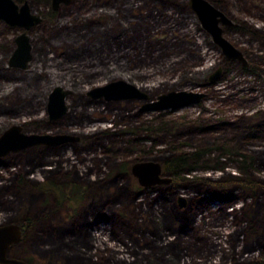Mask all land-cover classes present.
<instances>
[{
	"label": "rangeland",
	"instance_id": "rangeland-1",
	"mask_svg": "<svg viewBox=\"0 0 264 264\" xmlns=\"http://www.w3.org/2000/svg\"><path fill=\"white\" fill-rule=\"evenodd\" d=\"M23 1L41 21L26 30L32 58L26 69H19L9 67L7 61L16 48L15 38L25 30L0 20V135L19 125L26 134L64 133L80 140L75 150L41 146L35 151L28 149L26 154V149L11 153L6 156H12L11 160L0 164V220L19 226L23 221H11L25 220L27 214L32 222L36 220L28 225V231L22 230L9 256L25 259L28 264H74L63 251L62 259L53 257L59 243L48 246L46 233L52 228L67 230L87 204L108 198V204L114 206L107 208L119 209L111 225L102 224L92 231L96 260L126 258L133 238H139L148 224V212L141 209L148 210L147 200L157 194L152 187L143 192L130 172L131 165L150 161L143 153L151 157V147L163 149L169 142L183 151L198 146L209 149L203 156L208 163L201 162L200 168L230 162L224 170L199 168L190 176L213 178L207 181L209 186L230 187L240 199L232 206L211 203L199 209L191 228L178 239L164 232V239H174L176 248L164 254L163 260L160 253L151 260L161 264H231L232 253L236 255L234 264H247L255 257L264 259V184L253 190L237 183L225 185L226 174L237 175L235 166L240 162L236 156L218 157L222 151L214 149L223 141L235 142L246 156L253 157L255 170L252 168L251 174L264 181V0H207L232 22L231 27L222 25L223 36L241 51L247 66L223 55L188 7L189 0H70L56 9L52 0L19 3ZM218 68L220 76L210 82ZM120 79L135 84L148 100L106 101L88 94ZM56 86L69 93L67 111L61 118L49 119L48 95ZM172 90H191L205 96L197 104L178 109L140 110L146 102ZM33 161L46 162L44 170L55 171L56 161L62 168L75 165L79 175H84L85 169L93 170L97 174L89 175L98 182L84 179L78 183L61 171L51 176L54 186L39 169L29 172ZM22 166L21 177L28 175L20 186L17 172ZM117 174L123 176H118L119 181L124 179L129 184L122 197L121 186L111 182ZM162 177L173 181L163 166ZM33 179L38 181L36 186L29 182ZM130 190L136 193V203L119 207V198L129 202ZM178 194L192 195L183 188ZM161 200L155 207L167 209L169 196ZM244 206L241 216L250 208V224L256 230L247 229L246 234L248 223L242 220L240 238L232 249L227 240L234 229L229 210Z\"/></svg>",
	"mask_w": 264,
	"mask_h": 264
},
{
	"label": "trees",
	"instance_id": "trees-1",
	"mask_svg": "<svg viewBox=\"0 0 264 264\" xmlns=\"http://www.w3.org/2000/svg\"><path fill=\"white\" fill-rule=\"evenodd\" d=\"M16 1L20 2L22 0H16ZM166 145L167 146L164 147L163 149L162 148L155 149L154 147H151V149L149 150L152 153L151 157L145 156L144 154L145 152L143 153V157L144 159H148V158L150 160L155 159L158 161V163H160V165L162 164L164 171L173 177L172 184L169 186H160V187H157V189L153 188L152 190H158L156 191L157 192L156 196L158 197L156 196L152 197L151 195H149L150 192L148 193V195L145 194V197L151 196L149 197L150 199L147 200V202L149 201V203H147L148 210L141 209V211L143 212L144 211L148 212V215H149V219L147 220L148 224L146 225L145 228L142 229V233L139 238H133L132 240L133 244L128 250V256L123 259L119 257L118 259H115V260L105 259L104 262L106 263L108 262L111 264H161L162 262L158 263L156 261H152L151 257H155L157 253H160L162 254L160 258L161 260H163V257H165L164 254L168 253L169 251H172L171 250L172 248H176V245L174 244L175 243L174 239H171V240L167 238L164 239V232L168 235H172L174 237L176 236L175 238L178 239L181 234L186 232L187 229L191 228L190 224L195 222L199 209L203 210L205 207H207L211 203H224V205L225 204L231 205L240 199L239 193L237 194L230 187L221 188V186H218V187H214L212 185L209 186L207 181L213 180V178H207V177L198 178L194 175L190 176L193 172L198 171V169L201 166V162L208 163L207 160L203 158V156L207 154L209 149H206V148L203 149V148H200L201 146H198V147H195L192 151H183V150H179L177 148L178 146H173L169 142ZM153 148H154V152H153ZM36 149L37 148L32 149V151H35ZM214 149L222 151L221 154L220 153L218 154V157L226 156L228 158L229 156H236L237 158L236 160L240 162L239 167L235 166L237 170V175L236 173L226 174L227 177H226V180L224 181H227V182L224 183L225 185L237 183L238 186L242 184L244 187L248 188L249 190H253V189H257L258 185H261L262 183L264 184V181H261L259 178H256L253 176V174H251V169L253 168V170H255L254 169V166H255L254 159L251 156L249 157L246 156L244 151H242L244 149H241V146L235 144V142L233 143L232 141L228 140V141H223L222 143L217 145V147H215ZM27 152H28L27 150L24 151V154H26ZM11 158L12 156L5 158V159L11 160ZM5 159H0V164L6 163L3 161ZM34 159L37 160V159H43V158H34ZM55 163L57 164L56 166L57 170H60V171H62V169H64V171L70 170L69 174H71L70 172L72 171L76 172L74 168L75 165H72L73 168L67 169V168H62V164L60 161H56ZM226 164H230V162L227 163L225 161H219L213 167H210V165H206V167H202L200 169L210 168L213 170H216V169L224 170V167H226ZM30 165H31V168L29 172H31V170L33 171V170L39 169L40 172L42 173L43 178L46 180H49L48 182L51 181L50 183L53 185V182H55L51 177L53 175L49 173V170L42 169L43 166L47 165L46 162L33 161V163ZM5 166L7 167L8 165H5ZM22 167L23 168H19L17 172L19 174L18 175L19 181L17 185H20V186H22L24 178H26L28 175L27 173L24 175L25 177L24 176L21 177L23 174L21 175L20 171L23 170L25 166H22ZM82 172L84 173V175L88 176L89 182H98L97 180L92 179L89 175V174H92V175L97 174V172L92 173L93 171H90L89 169L88 170L85 169ZM84 175H81V176H84ZM118 176H121V175L117 174L114 179L115 181L113 180L111 182H113L114 184L113 186L115 185L121 186L122 190H120V192H122L121 193V197H122L124 194V190L129 188V184H128V181L124 179L123 181H119ZM106 180L107 179H105L104 184L106 183ZM222 180L223 178L220 180H216V181L220 182ZM29 182H31V184H34L36 186L38 181L33 179V180H29ZM121 182H123V184H121ZM17 185L15 186L16 188H17ZM106 186H107V189H109L111 184L107 182ZM179 188H183V189L190 191L192 195L187 197L184 194H178ZM34 189H36V187H34ZM39 189L41 190V186H39ZM238 189H242V188L238 187ZM3 190H6V188H4ZM1 193H2V190L0 191V198H1ZM166 195L169 196V199H170V201L168 202L169 210L168 208L167 209L164 208L163 205H161L160 207H155L158 201L161 203L163 202L161 199H163L164 197H167ZM179 195H184L187 199L188 205H186V208L184 209H181V207L178 206L177 198ZM127 197H130L128 203H126L127 201L123 203L122 199L119 198V203H121L119 207L123 205H124L123 207H126L130 204L132 205L137 200L136 193L134 192L131 193V190L129 194L127 195ZM81 198L83 199V197ZM99 201L100 203L97 204V202ZM99 201L95 202L93 200L92 202L87 204V206L83 209L84 212L83 213L81 212L79 215L75 217V219L71 223V226L67 230H62V227H59L58 229L51 227L54 230H48L50 234L48 233L46 234L50 238V240L46 241L45 243L48 244V246L53 245V243H55L54 241L59 243V247L57 245L55 247L54 251H57V252L53 254L54 256L52 255L53 257H55L56 259H62V256L60 255V253L63 251V253H68V257L71 258L74 264H102L104 263L102 261L96 260L97 255L94 253V250L97 249L95 247L96 240H94L95 237L92 231L102 224L111 225L112 224L111 219L118 214L117 210L119 208L116 206L117 209L115 211L117 212L115 213L114 209L111 210L114 205L108 204L109 202L108 198H106L105 200H103L102 198V200H99ZM1 203L5 207L6 202H3L2 200ZM108 206L111 209L107 208ZM94 208L98 211L96 213L97 215L95 216L98 221H91L88 218L89 215L86 217L87 213L85 211L91 214L92 210L94 211ZM245 208H246L245 206L242 207L241 209H237L233 207V208H230L229 210V215L231 216V220H233V227L235 229V230L234 229L232 230V233L230 235H227V240L232 249H234V247L236 246V242L238 241V238H240L238 234V230H239L242 220H245L248 223L247 228L244 229L246 234H247V229L249 231L256 230L253 228L252 224H250V218L248 215L251 213L249 212L251 211L250 208L247 210L248 211L247 215L241 216L243 212H245ZM155 209H156V212H155ZM189 214H191V217L188 216ZM28 215L29 214L26 215L27 218H25V220L14 219L11 222L18 223V222L23 221L22 225L25 228L24 230L28 231L27 229L28 225H30L31 223H34V224L36 223V220L35 222L34 221L32 222V217H29ZM237 215H239L240 217L238 218ZM263 216H261L260 219H263ZM157 218L160 219L159 222L157 221ZM160 222H161V225H160ZM6 223L7 222H5L4 220H0V225L6 224ZM94 223H96L95 228H93ZM116 223L117 221H115V224ZM172 223H175V224L172 225ZM119 224L123 225V222H119ZM231 242H233V244ZM246 245L247 243L245 242V240H243V246L246 247ZM262 249L264 250V247ZM232 256L233 257L229 259V261H231V264H234L233 262L236 261V255L232 253ZM255 258L256 259H254L251 262H248L247 264H264L263 257H259V258L255 257ZM25 261L28 263L27 260ZM67 263L71 264L69 262ZM240 264H243V263H240Z\"/></svg>",
	"mask_w": 264,
	"mask_h": 264
},
{
	"label": "water",
	"instance_id": "water-1",
	"mask_svg": "<svg viewBox=\"0 0 264 264\" xmlns=\"http://www.w3.org/2000/svg\"><path fill=\"white\" fill-rule=\"evenodd\" d=\"M70 0H52V7L56 9L60 3ZM188 7L196 15L202 29L212 38L223 55L229 60H236L247 66L241 51L223 36L222 25L231 26L232 22L223 12L218 10L207 0H189ZM0 20L10 27L25 30L15 38L16 48L8 58L9 67L26 69L31 60L29 39L26 30L34 27L41 19L32 14L26 1L21 4L16 0H0ZM221 74L218 68L210 77L212 82ZM68 91L54 87L48 95L47 112L49 119L61 118L67 111L66 96ZM92 98H103L106 101H120L127 99H145L148 95L135 84L117 80L103 86L93 88L88 92ZM205 94L189 90H172L159 95L156 100L143 104L140 110L153 111L165 109H178L192 104H197ZM78 137L64 133H31L26 134L19 125H13L0 135V158L11 153L38 146H58L65 142H72ZM131 174L137 178L140 185L150 187L154 185L169 184L171 179L162 177V167L157 161L136 162L131 165ZM179 206L186 204V199L178 198ZM17 224L0 225V264H28L24 260L9 256V250L21 239L22 227Z\"/></svg>",
	"mask_w": 264,
	"mask_h": 264
},
{
	"label": "flooded vegetation",
	"instance_id": "flooded-vegetation-1",
	"mask_svg": "<svg viewBox=\"0 0 264 264\" xmlns=\"http://www.w3.org/2000/svg\"><path fill=\"white\" fill-rule=\"evenodd\" d=\"M231 27V26H230ZM246 66V65H245ZM211 82V81H210ZM64 116V115H63ZM62 116V117H63ZM57 134V133H56ZM78 137V139L77 140H74V141H72V142H65V143H63V144H61V145H58V146H46V145H38V146H34V147H31V148H28V149H35V148H39V147H44L45 149H47V150H56V149H59V148H63V147H65V146H69V147H72L73 148V150H75L76 148H75V146L78 144V141L80 140V138H79V136H77ZM28 149H26V150H28ZM20 153V152H19ZM5 158H7L6 156L5 157H3V158H0V159H5ZM162 167V166H161ZM54 169L52 168H50L49 169V173L51 174V175H53V173H55V172H61L60 170H55L54 172ZM97 170H99V168H97ZM69 171L70 170H66V171H64V169H62V172H64L65 173V177H67V178H69V179H74L75 181H77L78 183L80 182V183H84V179H87V181L89 180L88 179V176L87 175H85V176H79V174H77L76 172H70L71 174H70V176H67V174H69ZM91 171H93V170H91ZM96 172V171H95ZM46 180V179H45ZM115 181V180H114ZM72 182H74V181H72ZM172 182L173 181H171L168 185H154V186H150V187H144V186H142V185H140L141 187H143L144 188V190H143V192H147L146 190H148L149 188H151L152 187V189L153 188H155V189H157V187H160V186H169V185H171L172 184ZM55 182H53V185L55 186V184H54ZM99 184V183H98ZM114 185V184H113ZM98 186V185H97ZM96 186V187H97ZM158 191V190H157ZM84 193V194H83ZM82 193V197L84 198V195L86 194V191H85V187H84V192ZM81 200L83 201V199L81 198ZM186 205H188V203L186 202V204H185V206H183V207H181V208H186ZM87 214H86V217L88 216V218L91 220V221H98L97 220V218L95 217L97 214V210L94 208V211L92 210V213L90 214V213H88L87 211H85ZM95 224L96 223H94L93 224V228L95 227ZM100 224V223H99ZM22 226V230H24L25 228H24V226L23 225H21Z\"/></svg>",
	"mask_w": 264,
	"mask_h": 264
},
{
	"label": "bare ground",
	"instance_id": "bare-ground-1",
	"mask_svg": "<svg viewBox=\"0 0 264 264\" xmlns=\"http://www.w3.org/2000/svg\"><path fill=\"white\" fill-rule=\"evenodd\" d=\"M179 197L184 198L185 196H184V195H179L178 198H179ZM178 198H177V203H178ZM184 199H186V197H185ZM186 200H187V199H186ZM178 206H179V204H178ZM179 207H180V206H179Z\"/></svg>",
	"mask_w": 264,
	"mask_h": 264
}]
</instances>
